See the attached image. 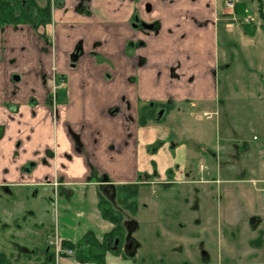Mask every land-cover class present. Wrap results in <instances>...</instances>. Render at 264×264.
Wrapping results in <instances>:
<instances>
[{
	"label": "crops",
	"instance_id": "0c3cea01",
	"mask_svg": "<svg viewBox=\"0 0 264 264\" xmlns=\"http://www.w3.org/2000/svg\"><path fill=\"white\" fill-rule=\"evenodd\" d=\"M35 1L42 8L51 6L46 31L32 25L0 26V188L15 196L19 189L31 188L34 200H50L40 208L39 238L51 212L54 230L48 237L76 244L91 232L102 241L115 225L103 217L100 196L113 192L119 199L122 190L138 187L140 199L145 189L165 192L195 181L188 176L198 156L195 141L210 128L202 124L201 131L188 134L177 118L185 108L214 107L219 101L220 45L223 32L235 28L224 17L233 13L232 3ZM12 3L19 8L17 0ZM260 32L264 39L258 28L252 35L238 34L237 42L260 45ZM167 107L163 119L144 121V115ZM112 202L124 217V230L129 218L138 227L136 215L151 205H190L186 200L145 199L132 206L133 199L128 206ZM12 210L5 211L7 216L12 217ZM188 215L183 209L166 224L146 221L159 238H172L165 243L153 239L147 249L156 260L198 264L166 259L169 249L177 255L173 245L184 236L178 230L198 224ZM39 245L22 246L21 263L6 254L5 264H101L80 261L76 253L56 258L47 240ZM120 249L107 251L102 264H149L140 240ZM206 254L204 264H224L218 253Z\"/></svg>",
	"mask_w": 264,
	"mask_h": 264
},
{
	"label": "rangeland",
	"instance_id": "374dc122",
	"mask_svg": "<svg viewBox=\"0 0 264 264\" xmlns=\"http://www.w3.org/2000/svg\"><path fill=\"white\" fill-rule=\"evenodd\" d=\"M231 3L233 8L227 7L234 14L224 17L235 28L230 26V32L222 35L218 61L219 101L214 107L185 108L182 116L177 118L179 126L188 134L201 131L202 124L210 128L202 131L200 141H195L198 156H195L193 173L188 174L195 181L190 185L177 184L165 192L145 189L140 199H133L186 200L190 205L164 208L151 205L136 215L140 222L138 227L134 226L132 218L125 222V242L140 240L149 264L168 263L156 260L147 248L152 246L155 238L162 243L172 238H159L153 227L144 224L157 220L166 224L169 217L181 215L183 209L184 213H189L186 217H195L198 224L183 229L179 226L182 230L178 231L184 236L179 244L173 245L178 248L177 255L169 249L166 259L204 264V256L210 252L223 257L224 264L264 262V39L261 32L258 34L260 45H241L236 39L242 33L247 34L246 30H264V19L256 0H231ZM240 5L241 11L246 9L242 16L235 14ZM230 39L233 44L227 45ZM201 177L207 181L200 182ZM19 190L20 195L15 196L0 188V252L17 263L24 261L20 253L22 246H40L43 240L48 244V235L54 230L50 212L44 220L48 227L39 238L43 214L40 208L50 200L40 203L34 200L31 188ZM112 200L117 204L115 195ZM14 206L16 209L12 210ZM167 209H173L172 213ZM6 210H12V217L7 216ZM189 210H195V214Z\"/></svg>",
	"mask_w": 264,
	"mask_h": 264
},
{
	"label": "trees",
	"instance_id": "16d2710c",
	"mask_svg": "<svg viewBox=\"0 0 264 264\" xmlns=\"http://www.w3.org/2000/svg\"><path fill=\"white\" fill-rule=\"evenodd\" d=\"M256 1L260 5L261 16L264 19V0ZM17 5L19 6V8H16L11 0H0V26L32 25L38 30L46 31L47 26L52 21L51 6L48 5L42 8L37 4L35 0H17ZM240 7H242V5L238 6L236 11L238 14L243 15L245 13L244 9L243 11H241L239 9ZM246 33L252 35L255 33V30L251 32L246 30ZM168 108L169 107H167L166 109ZM152 117L157 118V115L153 113L151 115L146 114L143 116L145 122ZM118 195V200L120 202L126 203L127 205V202L129 200H132L138 196V187L128 192L122 190V192H119ZM132 203L136 204V200H134V202L128 203V205L132 206ZM99 208L103 217L112 221L115 225L113 230L107 233L102 241H99L91 232L87 233L85 237L76 244L63 240V244L65 247H69L75 250L77 258L80 261H91L102 264L105 262L107 251L121 250V241L124 233V217L122 213L114 207L113 202L110 198L103 195L100 196L99 199ZM7 262L8 260L6 258V254L0 252V264H5ZM178 264L192 263L185 262Z\"/></svg>",
	"mask_w": 264,
	"mask_h": 264
},
{
	"label": "flooded vegetation",
	"instance_id": "af4514ba",
	"mask_svg": "<svg viewBox=\"0 0 264 264\" xmlns=\"http://www.w3.org/2000/svg\"><path fill=\"white\" fill-rule=\"evenodd\" d=\"M162 109H164V113H163L162 116H160V115H159V112H160V110H162ZM160 110H159V112H158L157 114L155 113V114L157 115V119H163V118L165 117V111H168L169 109H166V110H165V108H161ZM166 113H167V112H166ZM112 195L114 196L113 192H112V193L109 192L108 198H110L111 200H112ZM129 234H130V233H129ZM55 236H56V235H55ZM52 237H54V235H53V236H50L49 240H50ZM128 237H129V235H128ZM49 240H48V246H49L50 248L53 249L56 258H60V257H57L54 248H53V247L50 245V243H49ZM102 240H103V239H102ZM122 241H123V242H121V246H124V247L127 246V248H128V246H129L131 243H133L131 240H129L128 243L125 242V239H124V233H123ZM61 242H62V247H63L64 250H66V249H72V248H69V247H65L64 244H63V240H61ZM73 250H74V249H73ZM1 253H3V252H1ZM74 253H75V250H74ZM4 254H5V253H4ZM63 254H67V253H66V252H63V253L61 254V256H62ZM167 264H169V263H167Z\"/></svg>",
	"mask_w": 264,
	"mask_h": 264
},
{
	"label": "built area",
	"instance_id": "2783aa9c",
	"mask_svg": "<svg viewBox=\"0 0 264 264\" xmlns=\"http://www.w3.org/2000/svg\"><path fill=\"white\" fill-rule=\"evenodd\" d=\"M49 243L54 248L57 257H60L63 252H66L69 255L74 254L73 249H66V250L63 249L61 239L57 235L52 237L49 240Z\"/></svg>",
	"mask_w": 264,
	"mask_h": 264
},
{
	"label": "water",
	"instance_id": "95a60500",
	"mask_svg": "<svg viewBox=\"0 0 264 264\" xmlns=\"http://www.w3.org/2000/svg\"><path fill=\"white\" fill-rule=\"evenodd\" d=\"M164 113V109L160 110L159 115L162 116Z\"/></svg>",
	"mask_w": 264,
	"mask_h": 264
}]
</instances>
